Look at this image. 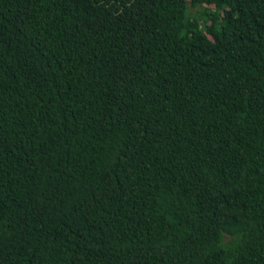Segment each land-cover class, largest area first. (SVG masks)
<instances>
[{"label":"trees","instance_id":"trees-1","mask_svg":"<svg viewBox=\"0 0 264 264\" xmlns=\"http://www.w3.org/2000/svg\"><path fill=\"white\" fill-rule=\"evenodd\" d=\"M0 264H264V0H0Z\"/></svg>","mask_w":264,"mask_h":264},{"label":"rangeland","instance_id":"rangeland-1","mask_svg":"<svg viewBox=\"0 0 264 264\" xmlns=\"http://www.w3.org/2000/svg\"><path fill=\"white\" fill-rule=\"evenodd\" d=\"M201 10H202V8H199V9H198V11H201Z\"/></svg>","mask_w":264,"mask_h":264}]
</instances>
